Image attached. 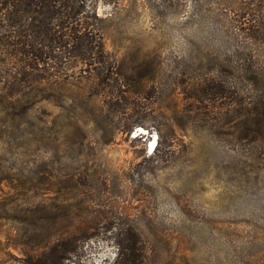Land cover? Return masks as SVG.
<instances>
[{
    "label": "rangeland",
    "instance_id": "obj_1",
    "mask_svg": "<svg viewBox=\"0 0 264 264\" xmlns=\"http://www.w3.org/2000/svg\"><path fill=\"white\" fill-rule=\"evenodd\" d=\"M216 2L245 22L258 4ZM87 4L103 19L107 79L70 64L48 101L0 114V264H27L61 236L75 238L71 264H112L128 225L144 264H264V143L239 125L264 96L226 72L227 15ZM260 27L249 47L264 56ZM208 82L237 99L196 97Z\"/></svg>",
    "mask_w": 264,
    "mask_h": 264
},
{
    "label": "trees",
    "instance_id": "obj_2",
    "mask_svg": "<svg viewBox=\"0 0 264 264\" xmlns=\"http://www.w3.org/2000/svg\"><path fill=\"white\" fill-rule=\"evenodd\" d=\"M113 1V0H112ZM156 9L159 16L166 6L181 2L192 6L182 11L185 18L197 12L218 14L232 13L223 7L211 8V2L218 0H146ZM264 0H257V8H250L254 18L245 22L243 14L226 16V34L233 48L228 50L227 70L229 74L240 71L242 80L251 83L264 96V56L249 47L256 40L264 26ZM207 7H210L207 9ZM218 14V15H220ZM103 19L87 4V0H0V114L16 107L28 112L35 104L48 101L51 94L47 83H54L61 77L62 69L70 64L81 63L87 71H94L99 80L107 79L110 62L106 59L103 41ZM236 57L230 61L229 58ZM109 64V66H107ZM51 82H49V81ZM214 83V82H213ZM234 92L226 86L207 83L202 91L194 95H211L229 98ZM260 94V95H259ZM24 100L25 105H17ZM239 102L246 103L243 98ZM263 100L260 99L259 102ZM264 102V101H263ZM264 103L257 108L252 103L250 110L240 114L241 128L248 130L264 143ZM12 112V111H11ZM12 114V113H11ZM34 208L30 211L33 213ZM40 225L41 222L37 218ZM44 220V218H41ZM47 220V216L45 217ZM117 255L112 264H144L147 246L139 232L131 225L118 228ZM72 236L56 238L45 250L28 256L27 264H71L75 244Z\"/></svg>",
    "mask_w": 264,
    "mask_h": 264
}]
</instances>
